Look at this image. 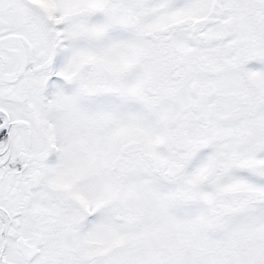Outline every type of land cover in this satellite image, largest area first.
Returning <instances> with one entry per match:
<instances>
[{"label":"snow or ice","instance_id":"obj_1","mask_svg":"<svg viewBox=\"0 0 264 264\" xmlns=\"http://www.w3.org/2000/svg\"><path fill=\"white\" fill-rule=\"evenodd\" d=\"M0 264H264V0H0Z\"/></svg>","mask_w":264,"mask_h":264}]
</instances>
